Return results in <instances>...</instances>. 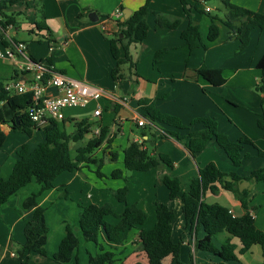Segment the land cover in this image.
Returning <instances> with one entry per match:
<instances>
[{"label":"crops","instance_id":"0c3cea01","mask_svg":"<svg viewBox=\"0 0 264 264\" xmlns=\"http://www.w3.org/2000/svg\"><path fill=\"white\" fill-rule=\"evenodd\" d=\"M145 1L146 0H25L24 2L17 4H21L20 7H17V11H14V7L16 5L7 10V14L10 15V13H13L14 15H17L18 25H10L7 28L5 36L11 43V46L9 48H5L0 41V54H6V52L9 50H15V47L19 43H23L27 47V54L34 62L48 63L56 72L62 73L72 79L84 81L103 88L120 99H126V103L124 104L120 102H113L107 99H102L97 103L92 102L90 105L93 104L95 108L93 113L92 111H89L90 119H83L89 120V122L92 123V131L96 127H108L112 130L113 134H116L111 148H108L104 151V146V148L101 149L97 154L99 158L105 156V163L106 165L110 166L108 172L104 170L107 176L111 175L115 169H123V151L131 142L147 141L146 147H154V150H152V155L155 157L160 154L167 156L172 161L173 167H165L161 170L151 169L147 171V173H145V175L142 176V179L140 180L144 182L148 181L149 183L152 182L154 186L156 183L155 181L157 180L159 182V178L163 175H167L172 178H178L180 180V176H178L176 173L179 170H184L185 175L189 177V181H192L194 178H197V174L200 169L197 168L194 161L195 156L193 157L191 155L189 149L186 146V141H180L176 138L163 136L162 134H165L166 131H178L166 125H164L166 128H162L160 125L153 124L148 118L145 117V111L140 102L146 100L150 104L154 105V107L161 113L175 116L185 124L189 125L196 119H202L206 117H213V119H215V117L210 116L208 112L211 113V115L217 111L226 114L225 109L211 98V94H208L211 92L208 91H210L209 89L220 88L229 85H231L235 90L244 93L256 90V87L261 81V73L257 69V65L264 55V28L254 30L251 33L248 47L242 53L238 55L234 54L235 57L226 54L232 52L234 49L237 51L239 48L238 41L227 42L231 43V49L229 50L225 49L223 46V44L227 43L216 44V40L214 42H210L211 44L214 43L212 46L205 45L206 48L201 47L190 51L185 44V41L181 37L182 31L188 26L190 22L187 14L184 11L181 1L151 0L149 10L152 9V13L149 15V17L147 14L146 17V21L149 24V34L147 39L141 45L146 46L145 48L147 52L151 53L152 57H155L156 53L160 50L169 49V51L164 55L162 61L158 64L154 63L153 57V71L156 72V70H158V73L156 72L158 74L156 78H154L153 73L151 77L142 76L143 74L139 72L140 66L138 65V74L140 77L136 83H133L129 78H126L119 84H115L111 73L116 66V61L111 53L109 39L114 37V34L119 33L122 29L120 26H118V22L122 23L127 20L126 16H132L135 11L145 4ZM187 1L189 3V7H191L192 10L191 20L193 24L200 27L202 18L198 16H201V14L210 15L213 9L205 5L206 0ZM230 1L234 5L264 15V0ZM30 3H33L34 5V20L31 22L21 20L23 16H27L23 7H25L29 12L31 11ZM207 8L211 9L210 12L206 11ZM118 9H121L122 16L119 19L115 18L112 21H107L108 18L106 15H114ZM94 12L97 13L99 17V20L96 22L92 21L89 17ZM223 12L225 14L224 10ZM43 14L44 17L42 16ZM159 16H164L172 20H179L181 25L177 29L158 30L156 29L155 22ZM223 18L224 17H221V19ZM37 22H44L49 30L39 31L36 26ZM103 24L106 25L105 30H103ZM207 24L209 34L211 19L210 24ZM218 24L220 27V34L222 27L227 28L230 33V29L226 25H224L222 22H219ZM236 42H238V45ZM211 50H218V52L225 50L227 53L216 62V57L213 59L209 57ZM177 51L180 52L178 57H175L169 61H165L166 56L170 52ZM231 59L233 60L231 61ZM202 66H206L211 69L222 70L223 76L227 80L226 84L223 86H213L207 82L203 77L197 74V70ZM15 71H18L17 63L8 58H0V81H4L5 83L12 81ZM123 72L127 77L130 74L127 67L124 68ZM179 88L183 91L182 96H178L177 94ZM259 96L257 98L260 100L262 98L263 101V95L260 94ZM238 99L240 100L239 97H234L229 98L228 101H230L231 105L238 108ZM99 106L102 107V114L100 117H95L94 111ZM257 113L258 112H255L253 120L256 122L255 117L257 115V126L260 130H262L258 125V121L263 117L262 114ZM140 118L147 120L148 125L146 127L141 128L138 126V120ZM66 120L69 124L71 123L73 125V129L75 128L76 123L83 121H70L68 117ZM199 125L202 126V124H196L191 126V128ZM10 131V128H8V131L4 132L6 134H10ZM190 131H192V129H190ZM144 132H147L148 135L143 136ZM187 133L188 131L181 132V135H185ZM91 135L92 134L88 135L89 139L91 138ZM153 135L158 136L159 138L152 140L151 137ZM8 139L9 135H7L6 142ZM152 143L154 144L152 145ZM5 144L2 148H4ZM83 146H85V144L78 146L76 149ZM20 148L21 146L19 148H16L15 146L13 148V156H10L7 160H4L5 156H3L2 160H0V163L2 162L0 165V171L4 178H8L10 176L17 160V151ZM111 153L119 154V162L113 163L110 161ZM86 170L88 173L85 172ZM109 180L104 178L105 182L100 181V179L88 169H84L82 172H65L57 177L54 182L53 189L44 192L39 197L38 204L43 208L45 206L47 207V203L51 201V203L54 204L56 208L66 209L65 207H67L68 209L70 206L69 204H74L75 206L76 196L79 197V200L82 199L86 202L78 209H76L74 206H71V212L65 211V213L61 214L62 216L60 222H62V226L59 231H56L52 235L51 228L48 223V211L45 213L46 222L49 228L47 234V244L45 248L46 255L47 246H49L51 243L55 245L54 252L56 254L61 247V242L66 235L67 228L72 229V227L69 225V220H67L68 217H71L74 220V215L76 213L80 214L83 208L90 206L88 203L93 202L92 204L101 205L100 203L102 202H96L94 195L101 198L105 193L104 191L95 192V189L101 184L108 185V183L111 182ZM112 180L117 181L115 179ZM122 180L124 179H119L118 181ZM253 182L257 187L256 191L259 193H264V187L261 185V183L264 182ZM121 185L122 184L118 182L116 188H121ZM218 187L219 193L217 195L225 194L231 203V207H229V209L235 216H243L249 212L254 217L257 228L264 232V214H262L261 211L263 206L262 209L258 210L261 202L258 199V195L252 193L253 190L246 188L245 186L244 188H240L238 184V189L241 192L248 191L251 193L248 202V210H245L237 196L234 197L231 195L232 192L224 190L220 185H218ZM260 188L261 191L259 190ZM23 190L27 191L22 193ZM40 190V185L36 184L33 186L30 184L26 188L20 190L18 192L19 195L17 194L12 196L6 204L0 207V234L1 237L5 234H7V237L9 236L5 252L10 249L13 240L17 239L21 246L25 244V227L27 221L32 219L34 209L22 211V204L24 200L31 194L40 192ZM140 190L141 192L136 198V203L131 202L129 196H127V205L131 206L135 204L140 209L146 211L148 214V220L145 225L138 227V229L134 230L130 234L128 242L126 243L125 251L127 247H130L133 252V246L131 245V242L137 240L140 230H150L154 228V225L157 222L156 198L153 197L152 193L150 194L149 191L145 190L144 187ZM63 191L70 194L69 197L71 200L68 201L60 197V195L63 194ZM212 195V193L207 192L205 201L206 198ZM179 199L181 200V198L176 200ZM175 201H171L169 197V202L165 205L171 208V203ZM148 203L151 206L152 214L149 211L150 206ZM164 203L166 202H163V204ZM120 204L124 205V209L120 213L121 215L126 208V204ZM113 205L114 209L116 210L117 205L115 202H113ZM239 208L240 211L237 210ZM117 211L119 210L117 209ZM107 220L113 224H117L119 222V220L115 217H108ZM184 228L187 231L189 230L186 225H184ZM80 233L82 232L80 231ZM82 235L84 241L87 244H91L95 248V253H88L95 255L97 253L95 244L89 239V236H85L83 233ZM204 235L205 234L202 230H200L197 235H192L193 250L195 252H197L195 249L196 237L199 238L201 236L203 238ZM218 237L224 239L223 243L229 239V235L226 232H221L215 236V238ZM232 242L237 245L236 252L238 254L239 261L232 262L230 264H264L261 246H253L249 252L244 255H240L239 251L242 245L239 239L233 238ZM187 244L190 245L189 241ZM11 254L13 256L15 253L12 252ZM254 258H256L255 261ZM218 261L219 259L216 258L209 264L217 263Z\"/></svg>","mask_w":264,"mask_h":264},{"label":"trees","instance_id":"16d2710c","mask_svg":"<svg viewBox=\"0 0 264 264\" xmlns=\"http://www.w3.org/2000/svg\"><path fill=\"white\" fill-rule=\"evenodd\" d=\"M25 0H0V41L5 48H9L11 43L7 40L5 32L7 28L17 26V15L7 14V10ZM190 22L182 31L181 37L190 51L196 48H206L202 42L201 33L198 25L193 24L192 10L187 0H180ZM151 0H146L145 4L133 13L124 22H118L122 29L115 36L110 38L111 53L116 61V66L112 70V79L115 84H119L126 78L136 83L140 75L138 74V62L132 55V47L142 44L148 37L149 24L146 21L149 12ZM224 6V18L218 15H209L211 25L208 34L209 42L216 41L220 36L219 22H222L230 29L229 40L237 39L240 41V50H245L250 42L251 33L256 29L264 28V15L251 10L239 7L231 3L230 0H222ZM44 17V14L42 15ZM109 18V17H107ZM156 29H177L181 23L179 20L159 16L155 22ZM39 31L49 30L44 22L36 23ZM169 49H163L156 53L154 63L162 61L164 55ZM127 67L129 76L127 77L123 70ZM261 73L260 84L256 90L263 95L262 108L264 111V55L257 65ZM197 74L203 77L213 86H223L227 80L220 69H211L202 66L197 70ZM21 75L15 71L13 80H17ZM5 82L0 81V148L6 142L7 135L3 127L10 128L14 132L25 133L32 138L36 132H41L44 141L34 150H31L28 144H24L17 151V160L8 178H4L0 171V207L8 200L18 194V192L30 184L41 186L40 192L31 194L22 204L25 211L34 209L33 217L27 221L25 227V244L21 246L15 259L17 264H31L32 254L46 256L47 234L49 231L46 222V209L39 206L38 199L46 191L54 188V182L59 175L65 172H82L90 166H95L92 171L98 178H104L101 168L105 164V156L98 157V152L104 148H111L116 134L108 127L101 128L99 137H91L85 146L74 151L71 148L72 143L83 141L86 136L92 134V123L89 120H83L76 123L72 131H67V120L50 121L44 128L37 129L32 123L28 108L32 105V95H17L5 90ZM145 111V117L153 124L166 125L174 128L178 132L166 131L163 136L176 138L180 141H186V146L191 155L203 152L209 142L215 141L224 151L231 163L239 167L244 159L249 155H243L245 146H255L254 142L244 136L236 142L221 134L218 130V124L211 118H202L194 120L190 125H185L179 118L161 113L154 105L148 101L140 102ZM202 124L203 130L200 132L190 131L191 126ZM259 127L264 130V118L258 121ZM181 135V132H187ZM190 131V132H189ZM148 135L147 132L143 136ZM161 135V136H162ZM152 140L159 138L153 135ZM147 141L131 142L123 151V169H115L111 178L115 180L125 179L128 172H147L151 169L161 170L165 167H173L172 161L165 155H152L154 147H146ZM259 155L264 153L259 151ZM111 162H119V154L111 153ZM223 174L218 167L211 163L204 169L199 170V177L191 181L188 191L182 193L181 182L178 178H172L167 175L160 177L169 191L171 201L178 198L182 200L185 225L190 233L197 235L200 230L204 232L203 238L196 237L195 249L197 252H204L214 255L219 259L217 263L212 264H230L239 261L237 254V245L232 242L233 238L239 239L242 247L240 255L250 251L253 246L259 245L263 251L264 259V232L256 226L254 217L248 212L243 216H235L231 210L218 203L208 204L205 201L207 192L217 195L220 185L224 190L234 193L240 200L243 208L248 210V202L251 193L240 191L238 183L241 178L237 174H231L230 179ZM249 180L264 182V169L255 171ZM67 192V191H66ZM128 188L124 187L114 192V197L120 202L125 203L126 208L121 215H117L111 204L96 205L92 204L82 209L79 214V230L95 244L97 253L91 255L88 253L87 264H117V258L125 254V247L130 234L138 227L146 224L148 214L137 205H127ZM67 192L61 194V198L69 199ZM157 223L150 230H140L138 238L131 242L133 250L136 253H143L148 264H182L180 259L181 243H175L173 240V225L176 221L174 209L165 204L156 205ZM108 217H115L119 220L113 224L107 220ZM221 232H226L229 239L217 248L213 242L215 236ZM81 241L76 232L67 228L59 255L55 258L64 264H71L76 261L78 264L76 251L79 249ZM137 264H143L138 262ZM193 264V259H191Z\"/></svg>","mask_w":264,"mask_h":264},{"label":"rangeland","instance_id":"374dc122","mask_svg":"<svg viewBox=\"0 0 264 264\" xmlns=\"http://www.w3.org/2000/svg\"><path fill=\"white\" fill-rule=\"evenodd\" d=\"M20 5H16L14 7V11H17L18 10L17 7H20ZM30 5H31L30 12L26 10L25 7L21 6L23 7V9H25L24 12H26V15H27V16H23L21 20L29 21V22L34 20L35 18L34 5L33 3H30ZM205 5L213 9L212 13H210L211 15L213 16L218 15L219 17H224V12H223L224 6L221 0H206ZM151 10L152 9H150L148 12V17L152 13ZM12 14L13 13H10V15ZM106 16L111 18L113 15H106ZM198 17L202 18V21H201L202 23L200 24V27H199L201 36H202V42L206 46L214 45V43L211 44L208 40V24L207 23L210 24V19L208 15L201 14V16H198ZM228 34H229V30H227V28L225 27H222L221 34L219 38L217 39L216 44H222V43H227L231 41H238L239 48H240V45H241L240 41L237 39L229 40ZM238 42H236L237 45H238ZM232 43H235V42H232ZM230 45L231 43L223 44V46L227 50L231 49ZM145 47L146 46H143L141 44L134 46L132 48V55L134 59L138 61L139 63L138 64L140 66L139 72L143 74L142 76L151 77L153 73L154 78H156L158 76L157 74L158 70H156L157 72L156 73L153 71V68H152L154 56L152 57L151 53L147 52ZM239 48L237 49V51L234 49L230 53H227L225 50H222L219 52L218 50H211L209 57L211 59L216 57L215 59L216 62L226 53H227L226 55H231L232 57H235L234 54L238 55L244 51V50H240ZM179 54H180L179 51L170 52L166 56L165 61L174 59L175 57H178ZM232 60L233 59H231V61ZM209 90L210 91L208 92H211V93H208V94H211L210 95L211 98L217 104L221 105V107L225 109L226 114H223L217 111L215 113H212L211 115V113L208 112V114H210V116H214L215 119H213V117L212 118L206 117V118H211L215 120L218 124L219 132L227 136L230 141L236 142L240 138L247 136L254 142L255 146H252V145L245 146L243 155H249V158L244 159L241 166L236 167L227 158L226 154L217 145V143L215 141H211L209 142L207 148L202 153L195 155L194 161L196 163V166L198 169H204L206 166L213 163L218 167V169L223 174H226L228 176L226 179H230L231 174H237L241 178V181L238 183L239 187L244 188L245 186L246 188H250L251 190H253L252 193H254L255 195H258V199L261 202V205H259L258 210L262 209V206H263V209L261 211H262V214H264V193L257 192L256 191L257 187L255 186V183L252 180H249L253 172L264 168L263 167L264 166V156L259 155V151L264 153V131L260 130L257 126V115L255 117L256 122H254L253 120L254 119L253 116L255 115V112H258L257 114H262V117L264 118V111H262V98L261 100L257 98L261 93L258 94L259 92L256 90L250 91L247 93L240 92L232 88L231 85L220 87V88L209 89ZM177 94L178 96H182L183 91L179 88L177 91ZM234 97L240 98V100L238 99L239 100L238 101L239 105H237L238 108L231 105L230 101H228L229 98H234ZM94 108L95 106L92 104V105L87 106L86 108H69V109H66L64 113L66 117L69 118L70 121L72 120L81 121L83 119H90L89 111H92L93 113ZM185 125H189V124H185ZM160 126L162 128H166L162 124H160ZM66 129L69 132L72 131L73 125L71 123L70 124L68 123L66 125ZM191 129H192V132L198 133L203 128L201 125H199V126L192 127ZM3 131L7 132L8 128L4 127ZM6 135H9V139L6 142L4 148L0 149V160H2L3 156H5L4 160H7L10 156H13L14 154L13 148L15 146L16 148H19L20 146L24 144H28L30 149L34 150L41 142L44 141V136L41 132H36L32 138H29L25 133L14 132V131H10V134H6ZM88 140H89V137L86 136V138L82 142H79L77 144L72 143L71 148L73 150V155H74V151L76 150V148L80 145L86 144ZM1 164L2 162L0 163V165ZM109 168L110 166L106 165L105 163L103 167L101 168V172L105 175L104 178H107L108 180L111 179L109 180L111 182H109L108 185L101 184L100 186H97V188L95 189V192L104 191L105 194H103L101 198L94 195V198L96 202H102L100 203L101 205H105V204L113 205V202H115V204L117 205V209L119 211L121 210L119 212L117 211V209L116 210L114 209L116 214L120 215V213L124 209V205L120 204L119 201L114 197V192L124 187H127L129 190L128 196L131 202L136 203V200H137L136 198L140 195V192H141L140 189L143 187L145 188V190L149 191L150 194L151 193L153 194V197L156 198L157 203L163 204V202H166L164 204H167L169 202V191L160 178H159V182L156 180L155 181L156 183L153 186L152 182L149 183L148 181L144 182L140 180L142 179V176H144L145 173L147 172H138V173L128 172L125 177L126 181L125 180L114 181L112 180L111 175L107 176L105 173V171L106 172L109 171ZM90 170L95 171L96 167L90 166ZM85 172L88 173L87 170ZM176 174L180 176L182 193H184L185 191H188L190 188V182H191V180L189 181V177L185 175L184 170H179ZM138 177H139V180H138ZM197 177H199V172L197 174ZM104 178H99V179L100 181L103 182ZM118 182L122 184L121 185L122 187L119 189L116 188V185ZM32 185L35 186L36 184H32ZM261 185L262 187H264V183H261ZM94 186L96 187L95 184ZM259 190L261 191V188ZM25 191L27 190H23L22 193H25ZM62 193L64 194L65 191H63ZM165 195H166V198H165ZM231 195L236 197L234 193H231ZM63 199H66L68 201L71 200L70 197L69 199L67 198H63ZM75 200H76L75 206L74 204H69L70 206L68 207V209L67 207H65L66 209L56 208V206L52 204L51 201L47 203V207L46 206L44 207L46 209V212L48 211V217H49L48 223L51 228V235L55 233L56 231H59V229L62 226V222H60V219L62 216L61 214L65 213V211L71 212V209H70L71 206H74L76 209H78L79 207H81L82 204L86 203L82 199L79 200L78 196H76ZM206 202L208 204L218 203L228 208L231 207V203L229 199L225 196V194L212 195L206 198ZM92 203L93 202L88 203V205L89 204L91 205ZM252 204H255V203H252ZM149 208H150L149 211L152 214L151 206ZM171 208L174 209L176 213V221L173 225V240L175 243H181V251H180L181 263L191 264V259H193L194 264L195 263L196 264H209L210 262H213L214 259H216L214 255L209 254V253H204V252H195L193 250V239H192L190 230L187 231L184 228L185 217L183 214V206H182L181 200L179 199V200H176L175 202H172ZM237 210L240 211V208ZM22 211H24L23 208H22ZM78 214L79 213H76L74 215L75 216L74 220L71 217H68L67 220H69L68 222L70 223L69 224L70 227H72V230L76 232V234L78 235L81 241L80 247L76 251L77 262L78 264H87V259H88L87 253L88 252L95 253V248L91 244H87L84 241L82 233H80V230H78L79 229L78 228ZM8 237H7V234L3 235L2 237L0 234V241H1L0 243V262L1 263L0 264H17V260L15 259V257L12 256L11 253L12 252L17 253L18 249L21 247V244L19 243V241H17V239L13 240L10 246V249L5 252ZM199 238H202V237L200 236ZM63 240L61 242V246H62ZM223 240L224 239H222L221 237H218V238H214L213 242L217 248H220L224 244ZM188 241L190 245L187 244ZM54 246L55 245H53L52 243L49 244V246H47L46 257L39 256L37 254H32L31 264H64L63 262L55 258V255H59L61 247L58 252L56 251L57 253L55 254ZM126 251L127 252L125 255L117 258V261H118L117 264H137L138 262L143 263V264H148L147 259L143 253L141 252L136 253L135 250H133L132 252L130 247H127ZM255 260L256 258H254V261ZM75 263L76 261H73L71 264H75ZM165 264H169V260L165 261Z\"/></svg>","mask_w":264,"mask_h":264},{"label":"built area","instance_id":"2783aa9c","mask_svg":"<svg viewBox=\"0 0 264 264\" xmlns=\"http://www.w3.org/2000/svg\"><path fill=\"white\" fill-rule=\"evenodd\" d=\"M210 8L206 11L210 12ZM122 16L121 9L108 18L107 21ZM106 23V22H105ZM103 30L106 25L103 24ZM15 50H9L6 54H0V58H8L17 63L19 77L5 84V90L17 95L31 94L32 105L27 112L37 129L44 128L50 121H64L67 119L64 111L69 108H86L92 102L107 99L113 102L126 103V99H120L108 91L93 84L72 79L62 73L56 72L48 63L34 62L27 54V47L19 43ZM2 103H0V107ZM102 107L94 111L95 117H100ZM148 122L144 118L138 120L139 127H146ZM101 127H96L91 137H99ZM15 256V255H13Z\"/></svg>","mask_w":264,"mask_h":264},{"label":"water","instance_id":"95a60500","mask_svg":"<svg viewBox=\"0 0 264 264\" xmlns=\"http://www.w3.org/2000/svg\"><path fill=\"white\" fill-rule=\"evenodd\" d=\"M90 19L92 20V21H94V22H96V21H98L99 20V17H98V15H97V13H92L90 16ZM129 18V16H126V19H128ZM154 143H152V145H153Z\"/></svg>","mask_w":264,"mask_h":264}]
</instances>
